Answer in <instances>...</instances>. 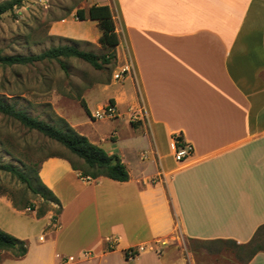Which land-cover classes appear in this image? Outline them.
<instances>
[{
    "label": "crops",
    "instance_id": "obj_1",
    "mask_svg": "<svg viewBox=\"0 0 264 264\" xmlns=\"http://www.w3.org/2000/svg\"><path fill=\"white\" fill-rule=\"evenodd\" d=\"M92 5L112 10L119 37L114 64L116 76L122 74L113 139L108 148L104 137L93 143L119 156L130 179L86 180L67 157L46 158L39 176L63 210L54 229H48L49 216L30 215L46 222L37 234L28 233L15 227L28 214L0 197V228L28 242L24 257L3 252L0 264L91 262L90 249L74 251L72 242L91 234L103 241L97 259L118 252L123 264H186L168 258L182 255L178 249L126 256L153 241L248 244L264 227V0ZM61 21L54 31L68 38L96 42L101 36L97 21L75 15ZM120 120L127 138L119 137ZM175 136L180 148L191 149L183 161L175 159ZM107 239H115L116 248L106 250ZM248 264H264V250Z\"/></svg>",
    "mask_w": 264,
    "mask_h": 264
},
{
    "label": "rangeland",
    "instance_id": "obj_2",
    "mask_svg": "<svg viewBox=\"0 0 264 264\" xmlns=\"http://www.w3.org/2000/svg\"><path fill=\"white\" fill-rule=\"evenodd\" d=\"M11 1L13 0H0V4ZM98 1L104 0H24L21 6H15L0 18L1 54L32 56L62 45H75L80 50L91 52L98 57L110 54L111 49L102 47L98 41L72 39L54 31L55 23L72 18L78 9L87 10L93 2ZM80 31L85 34L86 27H82ZM62 62L65 69L56 61L14 66L0 64V99L26 111L30 116L58 127H63L59 119H64L72 129L88 137L91 142L104 137L102 145L108 148L110 139H113V120L116 115V110L109 100L119 94L122 84V74L116 78L118 64L112 62L98 70L79 58H62ZM80 99L86 101L94 119L85 112ZM108 107L114 109L113 114H108ZM98 114L103 115V118L98 117ZM130 121L132 126L139 128L137 118L132 116ZM116 123H119V137L127 138L128 126L125 120ZM106 137L108 140L105 142ZM178 151L179 149L176 152ZM50 156L68 157L72 163L83 169V162L61 145L0 114V164L13 165L35 179L34 173ZM77 173L80 174V171ZM0 197L8 198L13 205L19 207H33L23 210L28 214V219L17 223L18 226L15 227L37 234L46 221L35 220L31 216L35 217L40 209H49L45 214L51 218L48 229H54L58 218L57 206L54 203L45 205L25 184L2 169ZM10 220L7 218L5 222L12 225ZM88 236L72 240L74 251H77V248L88 251L90 249L93 254L94 260L83 264H123L118 252L113 253L106 261L97 259L96 255L103 249L102 238L98 235L94 238L92 234ZM112 248H116V240L107 239L105 249ZM166 248L178 249L182 253L170 255L168 258L173 262L185 259L186 264H248L255 250L264 248V230L255 241L248 244H237L232 240L186 239L169 244L153 241L147 246H139L127 252L129 256L134 257L146 249L161 253Z\"/></svg>",
    "mask_w": 264,
    "mask_h": 264
},
{
    "label": "trees",
    "instance_id": "obj_3",
    "mask_svg": "<svg viewBox=\"0 0 264 264\" xmlns=\"http://www.w3.org/2000/svg\"><path fill=\"white\" fill-rule=\"evenodd\" d=\"M24 0H13L11 2L0 4V18L6 12L13 10L15 6H21ZM75 18L84 20H93L98 22V27L101 31V36L98 43L104 47L111 49L110 54H105L101 57L97 55L80 50L77 46L62 45L50 48L49 50L32 56H3L0 52V64L5 66L14 65H28L37 62H53L56 61L61 64L62 68H66L62 62V58H79L95 69L102 70L106 65L115 62L116 54L115 49L119 45V37L116 30V24L114 15L110 6L108 5H92L87 10L78 9L75 13ZM81 106L85 112L94 119L93 115L88 109L86 101L80 99ZM111 106L115 105L114 99H110ZM0 114L10 117L15 121L22 124L29 130L36 131L49 140L61 145L67 149L71 154L78 157L83 162V169L72 163V168L78 172L79 177L86 180H94L99 177H106L118 182H126L130 179L129 171L126 165L122 162L119 156L110 155L105 149L97 144L91 142L88 137L79 134L72 129L64 119H59L63 127L52 125L44 120L30 116L26 111L18 109L15 105L10 104L0 99ZM177 147L181 145V136H175ZM54 157V156H50ZM49 158V157H48ZM0 169L15 176L21 183L36 196H38L45 205H51L54 203L57 206L56 214H61L63 207L60 200L55 194L49 190L41 181L39 176V170L34 173L35 179L28 176L24 171L13 165H2ZM36 180V183H35ZM19 210L27 208L33 209L31 206L19 207L14 204ZM47 210L40 209L36 212V218L40 219L45 216ZM264 230V227L260 229L252 241H255L256 237ZM264 248H258L253 253V256L263 251ZM3 252H10L16 258H22L28 253V242L15 237L14 235L2 230L0 228V255ZM126 256L128 254L126 253ZM1 259V257H0ZM250 259V260H251Z\"/></svg>",
    "mask_w": 264,
    "mask_h": 264
},
{
    "label": "built area",
    "instance_id": "obj_4",
    "mask_svg": "<svg viewBox=\"0 0 264 264\" xmlns=\"http://www.w3.org/2000/svg\"><path fill=\"white\" fill-rule=\"evenodd\" d=\"M118 77L119 76H116V78H118ZM107 111H108V114L111 115V114H113L114 109L112 107H108ZM97 116L100 118H103V115H101V114H98ZM190 153H191V149L179 148V151L176 152V154H175V159L177 161H183L186 157L189 156Z\"/></svg>",
    "mask_w": 264,
    "mask_h": 264
}]
</instances>
